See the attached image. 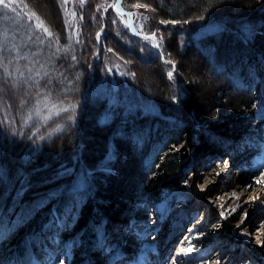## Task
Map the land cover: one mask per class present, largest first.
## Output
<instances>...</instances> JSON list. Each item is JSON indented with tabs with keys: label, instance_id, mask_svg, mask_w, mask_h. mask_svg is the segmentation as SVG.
<instances>
[{
	"label": "trees",
	"instance_id": "trees-1",
	"mask_svg": "<svg viewBox=\"0 0 264 264\" xmlns=\"http://www.w3.org/2000/svg\"><path fill=\"white\" fill-rule=\"evenodd\" d=\"M3 1L10 5L15 15L24 13L25 17L34 13L37 15L34 6H39L40 11L43 10L55 20L56 25L52 27L57 30L60 42L65 43L67 40L66 52L73 45L80 44L76 38L85 41V45L104 25V41L107 36L111 45L122 51L119 53L121 57L133 56L132 59L137 63L133 67L137 68V76L140 77L143 67L147 68V74L155 81V86L151 88L144 83L154 92L153 101L157 107L155 111L148 106L142 107L143 103L137 105L140 103H133L126 98L127 93L121 96L114 94L110 102L99 96L95 98L89 89H85L88 73L99 74L100 68L98 63L85 57L79 67L78 64H71L72 60L60 61L64 58L62 54L61 59L57 56L48 66L50 70L34 83L42 86V92L32 86L33 83L21 86L22 81H30L28 73H9L20 70V64H27L29 60H13L8 63L9 71L0 68V76L3 71L5 74L0 77V87L8 81L14 84L4 93L0 92V240L10 231L18 229L7 247H17L27 235L37 233L41 228L47 229L48 222L58 214L67 225L78 217V228L88 225L96 231L122 213H131L134 219L143 220V209H137L133 199L136 196L152 198L157 194L155 188L159 184L173 188L182 181L184 162L176 151L179 143L196 155L213 149L217 153L218 140L230 143V136L240 134L252 122L262 121L264 82L259 83L253 78L252 72L256 69L251 66V59L257 55L254 56L253 46L264 50V0L137 1L154 11L150 22L142 17L140 11L135 13L134 22L139 31L151 32L148 31L151 28L149 23L154 25V21L158 23L162 19H179L184 25L171 26L172 23L168 22L163 27L167 34L166 43L159 36L163 53L157 51L149 37L132 33L124 24L125 14L113 5L107 13L113 21L108 19L105 22L102 11L97 10V0H88L82 6L69 9L64 0H28L31 3L29 6L26 3L19 6V0ZM127 1L122 0V5L132 11L133 6L129 8ZM64 8L67 9V21L73 18L78 27H86V33L76 37L74 34L70 39L72 29L69 25V30H66L61 15ZM203 17L207 19L200 22ZM214 18L227 22V26L205 32L203 23ZM260 20L263 25L257 26ZM188 21L191 24L187 27ZM244 22L256 28V34L250 36L242 33ZM120 23L122 29L117 26ZM91 27L93 33H90ZM91 41L95 43V35ZM145 46L148 49H144ZM150 48L148 54L143 53ZM10 52L12 55L16 53L15 50ZM80 53L83 56L77 49L72 55ZM47 55L45 60H51ZM188 55L193 63L185 64L183 58ZM175 56L178 61H182L180 65L187 76L193 77H188L185 84L177 78H169L168 73L178 64ZM67 63L71 66L69 79ZM218 71L225 76L229 88L211 74H217ZM194 75L200 80H194ZM46 80L51 82L49 88V83L44 84L45 87L42 84ZM69 80L74 85L78 84L76 96L81 94V97L75 100L69 111L55 113L45 120L42 115L48 108V100L44 93L48 90L53 92L57 82L61 83L58 90L68 88ZM141 85L144 87L143 83ZM54 97L58 100L55 94ZM80 99L82 102L78 104ZM218 106L237 115L234 118L223 117L217 111ZM31 113L38 116L31 118ZM220 149L225 152V145H221ZM127 155L129 158L125 161L130 160L132 155L136 156V161L128 170L121 165ZM106 159V163L102 162ZM103 166L109 169H101ZM84 168L91 170L88 187L82 189L79 196L68 193L66 198V186ZM154 173L155 180L152 179ZM127 174L129 181L124 184L120 177ZM145 209L147 211L148 207ZM70 211L73 212L72 220L68 215ZM73 233L72 238L80 232ZM96 237L94 235L92 241L88 242L93 247H88L89 255L91 257L94 250L91 261L104 264L105 255L99 249ZM102 238L99 237V240ZM37 240L29 238V242L36 243ZM21 246L24 251H28L27 246Z\"/></svg>",
	"mask_w": 264,
	"mask_h": 264
},
{
	"label": "rangeland",
	"instance_id": "rangeland-1",
	"mask_svg": "<svg viewBox=\"0 0 264 264\" xmlns=\"http://www.w3.org/2000/svg\"><path fill=\"white\" fill-rule=\"evenodd\" d=\"M65 1L68 9L73 6H82L83 3L88 2V0H64V3ZM137 1L139 0L127 1L129 8L133 6L131 13L135 16V13L140 11L142 17L150 22V16L153 15L154 11L150 6ZM120 2L122 5V1ZM25 3L27 6L31 4L28 0H19V6ZM116 3L117 0H97V10L102 11L105 22L108 19L113 21L110 16H107V13L112 5L118 6ZM39 5L42 7L41 4ZM90 7L91 5H89ZM122 8L127 10L123 5ZM34 10L37 15L35 13L26 17L24 13L15 15L6 1L0 3V22L1 25L4 23L2 26L0 25V68L9 71L10 65L8 63H12L13 60H29L28 65L26 63L20 64V70L9 71V73L16 74L28 73L30 81L28 83L22 81L21 86H27L31 83H33L32 86H36L34 83L37 82V79L39 80L47 70H50L48 66L57 56L61 59V54L64 58L60 61L72 60L71 64H78L79 67L83 63V57H85L91 62L98 63V68H100L99 74L88 73L89 79L86 83L85 90L89 89V93L95 98H105L110 102L114 99L112 98L114 94L121 96L127 93L126 98L133 103H140L137 105L143 103L142 107L148 106L157 111L152 95L154 92L145 85L146 83L151 88L155 86V81L147 74V68L143 67V71H140L141 75L139 73L140 77H138L137 68L133 69L137 65L136 61L132 59L133 56L121 57L119 53L122 51L112 46V42L107 36L105 37L106 41H104V25L103 29H97L85 45H83L85 41L76 38L80 44L73 45L71 49L67 48L68 51L66 52L64 49L67 47V40L65 43H61L57 30L52 27L56 25L55 20L43 10L40 11L37 5L34 6ZM61 15L64 18L66 30L67 28L69 30V25L72 29L69 33L70 39L74 34L76 37L86 33V27L83 28L84 26H82V29L81 26L78 27L73 18L67 21L66 8ZM203 18L200 22L207 19ZM215 19L217 18L202 24L205 27V32L216 31L221 26H227V22ZM161 21L158 23L154 21V25L149 23L151 28L148 31L151 32L147 34L154 36L156 47L152 43L153 46L157 51L163 53L159 42V36L163 43L167 42V34L163 31V27L168 22L172 23L171 26L184 27V25L179 19L171 21L162 19ZM125 22L124 24L129 27L130 24L126 18ZM190 24L191 22H186L187 27ZM244 25L242 33L250 34V36L256 34V28L249 27L248 22H244ZM260 25H263L262 20L259 24L257 23V26ZM117 26L119 29L123 27L122 23ZM92 30L91 27L90 33H93ZM64 35L66 38V32ZM94 35L95 43L91 41ZM157 41L158 45L156 44ZM77 49L83 53V56L81 53L73 56ZM144 49H148V46H145ZM253 49L254 56L257 55L251 59V66L256 69L252 72V76H255L253 78H256L257 82L263 83L264 50L257 49L256 46H253ZM11 50H15L16 53L12 55ZM150 51L151 48L143 53L148 54ZM44 54H48L47 56L51 57V60L46 61ZM175 58L178 64L173 66L168 73L169 78H177L185 84L188 82L189 76L180 65L182 61H178L176 56ZM192 61L193 59L189 55L183 58L185 64L193 63ZM3 72L1 76L5 75ZM66 73L69 79L68 73H71V66L68 63ZM211 74L216 77L218 82L226 84L229 88V84L221 72ZM80 78L82 75L79 76ZM195 79L196 81L200 80L194 75ZM47 80L42 84L44 86V84L49 83L47 86L49 88L51 82H47ZM65 81L66 77L64 83ZM69 84H72L71 80H69ZM69 84L68 88L61 89L62 91L58 90L61 85L60 82L54 84L53 92L48 89H46L48 91L45 90L46 93L44 94L48 100V108L44 110L45 115H42L45 120L55 113L69 111L75 100L81 97V94L76 96L78 84ZM4 86L0 87V92L4 93L14 84L8 81ZM36 88L39 92L43 91L42 86H36ZM72 88L74 90H71ZM181 92L183 91L181 90ZM53 93L58 97V100L55 99ZM82 95L84 96V91ZM81 102L82 99L77 101L78 104ZM217 111L226 118H234L237 115L234 112L225 111L221 106L217 107ZM31 116V118H35L38 114L31 113ZM262 120L252 122L246 125L240 134L230 136V140H228L230 143L225 144L224 141L218 140L217 153L213 149L211 152L205 151L202 155H196L185 145L179 143L176 146V151L184 162L182 181L173 188L159 184L155 188L157 194L149 199L137 197L135 194L136 197L133 202L136 201L137 206H134L137 209H143V220L134 219L131 213H122L112 222L111 220L105 222V227L103 226L96 231L95 228L88 225L78 228V217L67 225L58 214L51 222H48L47 229L41 228L37 230V233L32 232L17 247H7L18 229L10 231L0 240V264H58L61 260L63 264H96L91 261L95 251L93 250L90 257L88 250V247L93 248L88 242L92 241L94 235L97 236L96 241H99V249L105 255L103 257L104 264H217V261L219 264H264V184L245 188L246 186L242 187L241 182L242 175H250L247 169L253 168L256 162L264 160V115ZM231 141L234 142L231 144ZM221 145H225V152L220 149ZM248 149L253 150L252 155L240 162L243 153L247 152ZM108 156L112 157L111 154ZM135 157L132 155L128 161H125L129 158L128 155L123 158L121 165L124 169L128 170L133 166V161H136ZM107 161L108 159L102 162L106 163ZM101 169L109 168L103 166ZM90 174V169L79 170L73 181L66 186V198L68 193L79 196L80 191L88 187L89 182L87 180L90 179ZM120 178L124 184L129 181L128 174ZM131 179L133 180L134 177ZM152 179H156L155 173L152 174ZM146 206L148 207L147 211ZM72 213L70 211L68 214L71 220ZM244 213H247L246 217ZM164 217L166 219H163ZM73 232L80 233L75 234L72 238ZM99 237L103 238L99 240ZM29 238H37L38 240L33 243L29 242ZM176 239L178 240L175 243ZM21 245L27 246L28 251L25 252ZM166 245L169 248H166ZM252 249L255 254L251 252ZM208 253L213 255L206 257ZM145 254L148 255L147 262H143L140 258L141 255ZM203 259H205L204 263H202Z\"/></svg>",
	"mask_w": 264,
	"mask_h": 264
},
{
	"label": "bare ground",
	"instance_id": "bare-ground-1",
	"mask_svg": "<svg viewBox=\"0 0 264 264\" xmlns=\"http://www.w3.org/2000/svg\"><path fill=\"white\" fill-rule=\"evenodd\" d=\"M128 24H130L131 26V29L133 32L136 31V28L135 26L133 25V23L131 21H129V19L127 20ZM167 24V23H166ZM137 32V31H136ZM155 45V42H151ZM156 44L158 45V42H156ZM156 46V45H155ZM252 152L253 150L252 149H248L247 152L243 153L242 157L240 158V162L244 161L246 158L250 157L252 155ZM247 172L250 174V175H242L241 176V182H242V187L243 186H246L245 188H249V187H252V186H255V185H258V184H264V160H261V161H258V163L256 162V164L254 165L253 168H249L247 169ZM244 174V173H243ZM252 175V177H251ZM240 176V175H239ZM249 181V182H248ZM264 186V185H263ZM246 191V190H245ZM181 212V211H180ZM185 215V214H184ZM163 219H166L165 217ZM161 234V233H160ZM160 240H161V237H160ZM178 239L175 240V243L177 242ZM165 244V243H164ZM166 248H169L167 245H166ZM168 251V250H167ZM178 253V252H177ZM176 253V254H177ZM213 254L211 253H208L206 255V257H210L212 256ZM180 256V255H179ZM169 257V256H168ZM142 259L143 262H147V258H148V255L145 254V255H141L140 257ZM167 259V258H166ZM165 259V260H166ZM242 259V258H241ZM152 260V259H151ZM178 260V258H177ZM175 261V260H174ZM165 262V261H164ZM170 262V261H169ZM205 262V259L202 260V263ZM169 264V263H168ZM174 264V263H173ZM227 264V263H226Z\"/></svg>",
	"mask_w": 264,
	"mask_h": 264
},
{
	"label": "snow or ice",
	"instance_id": "snow-or-ice-1",
	"mask_svg": "<svg viewBox=\"0 0 264 264\" xmlns=\"http://www.w3.org/2000/svg\"><path fill=\"white\" fill-rule=\"evenodd\" d=\"M0 3H3V0H0ZM161 23H164V21H161ZM244 216H247V213H244ZM58 264H63V261H59ZM217 264H219V261H217Z\"/></svg>",
	"mask_w": 264,
	"mask_h": 264
},
{
	"label": "water",
	"instance_id": "water-1",
	"mask_svg": "<svg viewBox=\"0 0 264 264\" xmlns=\"http://www.w3.org/2000/svg\"><path fill=\"white\" fill-rule=\"evenodd\" d=\"M118 4H120V2H118ZM125 12H126V14L128 15V19H129V21H131V22H132V18L130 17V15H129L128 11H127V10H125ZM135 32H136V31H135ZM136 33H137V32H136ZM150 36L154 37L153 35H150Z\"/></svg>",
	"mask_w": 264,
	"mask_h": 264
}]
</instances>
